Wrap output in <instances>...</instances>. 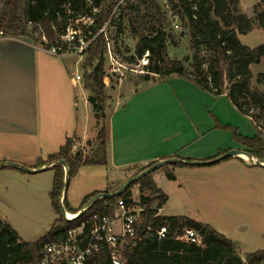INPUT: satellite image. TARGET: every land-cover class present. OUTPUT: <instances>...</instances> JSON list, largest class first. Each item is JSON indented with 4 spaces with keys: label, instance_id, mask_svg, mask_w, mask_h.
I'll return each mask as SVG.
<instances>
[{
    "label": "rangeland",
    "instance_id": "374dc122",
    "mask_svg": "<svg viewBox=\"0 0 264 264\" xmlns=\"http://www.w3.org/2000/svg\"><path fill=\"white\" fill-rule=\"evenodd\" d=\"M238 1V11L250 18L254 17V9L259 0ZM141 2L142 0H120L114 11V24L104 28L107 45L103 82L106 86L107 104L104 111L107 119L105 122L100 120V124L107 123L109 127L110 123H114L117 128L120 119L128 120L133 124V127L129 124L131 128H140L135 142L142 145L144 152H160L163 146L159 143L164 137L184 130L185 134L189 133L192 138L197 139L196 143L185 149V153L191 152L202 159L205 156H214L215 159L230 150L248 152L249 148L235 140L233 131L243 138H253L258 130L254 122L240 113L226 95L217 97L207 93L187 78L178 75L155 76L150 81H144L143 74L147 72L143 63L147 59V52L142 57L135 53L140 35L147 34L151 26L158 27V22L162 23L169 37L166 46L167 58L181 61L188 58L185 68L189 72L193 70L191 63L194 52L191 49L189 29L173 12L169 0H145L146 5ZM90 5L89 2L88 7ZM3 6L4 0H0V11ZM137 6L138 10L132 9ZM91 21V18L86 17L70 23L65 35L61 37V42L67 44V51L64 53L66 56L57 59L68 66L69 81L77 72L81 76L77 86L70 82L68 86L72 90L73 102L76 103L77 111L75 108L74 110L77 113L78 127H85L87 124L92 131L86 141L73 140L76 151L84 149L85 155L92 154L95 149L98 131L95 114L88 102L91 94L84 88L87 54L84 50L79 54L80 47L88 44L81 36ZM26 29L28 32H35L32 41H37L45 49L41 42L46 43V39L42 37L37 40L40 32L35 31L33 25H27ZM76 33L80 35L78 43L72 39ZM239 39L246 46L258 47L264 44V30L255 28L247 35H240ZM58 48L62 52L63 46ZM47 60L57 62L56 59ZM90 71L89 68L86 72ZM251 73L252 86L264 92V82L257 83L258 76L264 74V58L260 64L251 66ZM66 141L67 139L64 142ZM168 167H161L155 172L156 177L161 179L160 185L169 194V202L163 212L165 216L187 215L211 225L217 231L226 229L228 225L227 231L232 239L242 238L245 241L242 257L255 251H264V188H261L252 201L249 198L247 203L242 198L230 196H224L217 201L213 184L203 185L194 173L188 177L181 173L180 182H169L165 177ZM200 167L204 166L197 168ZM19 168L22 171L0 168V218L13 226L23 241L34 243L48 234L58 218L50 198L54 172L48 170L30 173L26 169L39 168L32 169L23 165ZM124 172L126 173L123 169L114 168L108 160L105 165L80 166L69 180L65 194L67 209L82 210L84 200L91 194L112 191L125 179ZM209 186L211 190L208 189ZM132 195L142 201L141 197H149L150 192L138 181L132 189ZM230 223H234L233 227ZM243 224L249 227L246 234L237 229L238 225L240 227Z\"/></svg>",
    "mask_w": 264,
    "mask_h": 264
},
{
    "label": "trees",
    "instance_id": "16d2710c",
    "mask_svg": "<svg viewBox=\"0 0 264 264\" xmlns=\"http://www.w3.org/2000/svg\"><path fill=\"white\" fill-rule=\"evenodd\" d=\"M89 2L91 5L88 7ZM119 2L120 0H4V6L0 11L1 36L33 40L35 32H28L26 29L27 25H33L35 31L40 32V38L37 40L44 37L46 43L41 44L46 48L62 45L61 53L67 51V44L61 42V37L65 35L70 23L86 17L92 19L81 37L89 43L84 50L87 54L84 88L91 94L88 102L95 114L98 131L95 139L97 144L92 154L84 155L78 152L73 155V140L67 139L57 153L39 163L40 168L54 164L49 168L54 172L50 198L58 218L55 219L48 234L34 243L23 241L11 226L0 218V264H39L46 243L54 238H62L68 229L79 225L93 214L111 216L112 208L120 199L132 196V189L137 183L132 184L116 198L96 201L80 218L68 221L63 218L60 210L65 170L56 164L61 160L67 163L70 180L82 165L107 163L109 127L107 123L100 124V120L105 122L107 119L104 111L107 104L106 86L103 82L107 45L104 28L106 25L114 24V11ZM169 3L183 25L189 29L191 49L194 52L191 63L193 70L189 72L185 68L188 58L184 61L167 58L166 46L169 37L162 23L158 22V27L151 26L147 34L140 35L136 47V56L142 57L148 53L144 81H150L155 76L178 75L187 78L207 93L217 97L226 95L240 113L254 122L258 130V134L253 138H243L234 130L235 140L249 148L248 152L253 157L264 162V92L252 86L251 73V66L260 64L264 58V44L251 48L242 44L239 39L240 35H247L255 28L264 30V0H259L255 6V15L252 18L238 11V0H169ZM141 4L146 5L145 0H142ZM132 9L138 10L139 7ZM79 37L77 33L74 34L73 41L78 43ZM89 68L91 71L88 73L86 71ZM263 82L264 74H261L257 83ZM87 144L92 146L91 142ZM184 165L186 164H172ZM166 178L174 180L175 176L172 171L167 170ZM140 183L150 192V196L141 197L147 210L137 228L136 237L127 240L124 251L126 264H264V251H255L242 257L236 243L209 224L186 216L158 215V210L167 202V196L156 186L151 174L143 177ZM95 196L96 193L88 196L82 208ZM66 202L65 197L63 202L65 210L77 215L81 208L69 211ZM149 224L155 228L166 227L168 237L158 240L147 235ZM186 228L197 233L200 244L178 239ZM100 264L111 263L104 257Z\"/></svg>",
    "mask_w": 264,
    "mask_h": 264
},
{
    "label": "crops",
    "instance_id": "0c3cea01",
    "mask_svg": "<svg viewBox=\"0 0 264 264\" xmlns=\"http://www.w3.org/2000/svg\"><path fill=\"white\" fill-rule=\"evenodd\" d=\"M47 59L60 60V56L48 54L39 43L24 37L0 36V165L13 163L37 169L40 168L38 166L41 161H46L50 155L59 151L66 139L86 141L92 135L87 124L85 127H78L76 103L73 102L72 90L68 86L69 82L72 84V78L70 81L68 79V66L59 60L56 62ZM129 124L133 127L128 120L120 119L117 128L114 123L109 125L107 160L114 168L126 171L123 182L110 192L118 190L150 164L171 160L172 163L162 166H169L167 170L172 171L175 176L169 182H180L181 173L186 177L194 173L203 185L213 184L217 201L230 196L242 198L247 203L249 198L252 201L261 188H264V167L255 165L251 160H244L241 155L213 166H172L174 163L208 161L214 156L202 159L191 152L185 153L186 148L197 142L189 133L185 134V130L164 137L159 143L163 146L160 152H144L142 145L135 142L140 128L136 130ZM166 144L168 145L164 148ZM53 165H45V171ZM3 168L22 171L13 165ZM157 170L151 175L156 186L167 196L166 204L158 211L160 216H165L163 212L168 205L169 194L160 185L161 179L155 173ZM208 189L211 190L210 186ZM171 216L191 218L187 215ZM230 224L233 227L234 223ZM227 227L228 225L218 232L231 238ZM237 229L246 234L249 227L243 224L240 227L238 225ZM18 235L20 236L19 233ZM232 240L242 256L244 239Z\"/></svg>",
    "mask_w": 264,
    "mask_h": 264
},
{
    "label": "built area",
    "instance_id": "2783aa9c",
    "mask_svg": "<svg viewBox=\"0 0 264 264\" xmlns=\"http://www.w3.org/2000/svg\"><path fill=\"white\" fill-rule=\"evenodd\" d=\"M88 44L80 47L79 54L87 48ZM44 51L53 56L66 55L61 53L55 45L45 48ZM147 56L143 63L144 66L148 64ZM71 81L74 86L79 84L81 76L78 72L74 74ZM78 152L86 153L84 149L76 151L73 147V155ZM146 210V205L133 195L120 199L112 208L111 216L93 214L79 225L68 229L62 238H54L46 243L39 264H100L104 257L111 264H126L124 251L127 247V240L136 237L137 228ZM65 219L73 221L67 217ZM146 234L158 240H164L168 237V230L166 227L155 228L149 224ZM178 239L195 244L201 243L197 233L190 228H186ZM124 242H126V247L122 248Z\"/></svg>",
    "mask_w": 264,
    "mask_h": 264
},
{
    "label": "water",
    "instance_id": "95a60500",
    "mask_svg": "<svg viewBox=\"0 0 264 264\" xmlns=\"http://www.w3.org/2000/svg\"><path fill=\"white\" fill-rule=\"evenodd\" d=\"M240 154H245L247 155L251 162L254 163L257 166H261L264 167V163L259 161V160H254L253 156L246 151H240V150H230L229 152L215 158L212 160H208V161H189V162H183L186 165H190V166H210V165H214L216 163L222 162L228 158H232V157H236L239 156ZM173 160L171 161H163V162H159L157 164H154L153 166L147 168L146 170L140 172L139 174L133 176L132 178H130L129 180H127L120 188H118V190H116L115 192H104V193H100L98 195H96L93 199H91V201L84 207L82 208V210L79 211V213L77 214V216H75V218L71 219V220H77L78 218H80L85 212H86V208L91 206L93 203H95L96 201L100 200V199H113L116 198L118 196H120L124 191H126L132 184L137 183L138 181H140L143 177H145L146 175H149L151 173H153L155 170L159 169L160 167L167 165L169 163H172ZM175 162V161H174ZM56 164L62 166L65 170V178H64V188L62 191V196L60 199V210L62 213L63 218H66V210L64 207V199H65V194L68 188V184H69V168L67 163L64 160H61L59 162H57ZM7 165H13L15 167H20V165L18 164H1L0 168H3ZM47 169V167L44 168H39L37 170H31V169H26V171L30 172V173H40L43 172ZM126 247V242H124L122 244V248Z\"/></svg>",
    "mask_w": 264,
    "mask_h": 264
},
{
    "label": "bare ground",
    "instance_id": "6f19581e",
    "mask_svg": "<svg viewBox=\"0 0 264 264\" xmlns=\"http://www.w3.org/2000/svg\"><path fill=\"white\" fill-rule=\"evenodd\" d=\"M241 155V157L244 159V160H246V161H250V158L247 156V155H245V154H240ZM239 155V156H240ZM66 216H67V218H69V219H73V218H75V216L74 215H72V214H70V213H66Z\"/></svg>",
    "mask_w": 264,
    "mask_h": 264
}]
</instances>
